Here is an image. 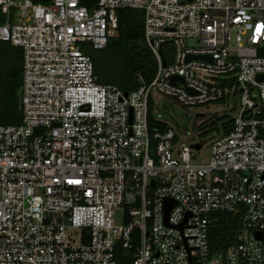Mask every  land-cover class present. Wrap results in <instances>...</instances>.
I'll return each instance as SVG.
<instances>
[{
  "label": "built area",
  "instance_id": "2783aa9c",
  "mask_svg": "<svg viewBox=\"0 0 264 264\" xmlns=\"http://www.w3.org/2000/svg\"><path fill=\"white\" fill-rule=\"evenodd\" d=\"M120 9L144 11L157 61L131 92L87 53ZM0 40L24 53L22 121L0 124V264H264V0H0ZM154 92L237 115L204 157L151 130ZM222 215L240 219L216 249Z\"/></svg>",
  "mask_w": 264,
  "mask_h": 264
},
{
  "label": "trees",
  "instance_id": "16d2710c",
  "mask_svg": "<svg viewBox=\"0 0 264 264\" xmlns=\"http://www.w3.org/2000/svg\"><path fill=\"white\" fill-rule=\"evenodd\" d=\"M48 4L50 0H35ZM99 0H81L89 9L97 7ZM118 35L111 38L107 47L99 54L91 55L96 73L105 84H113L125 92L136 90L138 76L152 81L157 72V61L145 36V14L141 9L118 11ZM23 50L0 40V124H20V92L23 84ZM151 130H165L167 124L157 122L150 115ZM230 122L226 125L228 131ZM240 216L222 215L215 223L212 239L216 249L231 242L239 224Z\"/></svg>",
  "mask_w": 264,
  "mask_h": 264
},
{
  "label": "rangeland",
  "instance_id": "374dc122",
  "mask_svg": "<svg viewBox=\"0 0 264 264\" xmlns=\"http://www.w3.org/2000/svg\"><path fill=\"white\" fill-rule=\"evenodd\" d=\"M188 45H196L187 41ZM99 50L87 49L90 55L99 54ZM151 113L156 120H161L174 128L181 141L203 143V156L210 154L213 133L236 117L237 111L224 102H214L195 107L182 106L175 98L164 96L158 92L151 95ZM116 222L121 223L116 217Z\"/></svg>",
  "mask_w": 264,
  "mask_h": 264
},
{
  "label": "water",
  "instance_id": "95a60500",
  "mask_svg": "<svg viewBox=\"0 0 264 264\" xmlns=\"http://www.w3.org/2000/svg\"><path fill=\"white\" fill-rule=\"evenodd\" d=\"M194 58H196V57L191 56L189 60L194 59ZM165 65H166V63H165ZM179 79L182 80L181 77H173L172 78V82L175 83ZM196 147L197 148H200L201 147V144L200 143L197 144ZM172 207H173V204H171V203H168L167 204V216H168V214H169V212H170V210H171Z\"/></svg>",
  "mask_w": 264,
  "mask_h": 264
}]
</instances>
